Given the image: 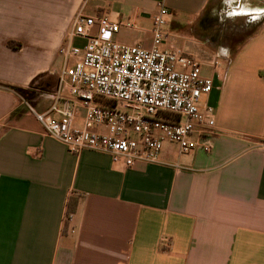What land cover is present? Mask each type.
I'll return each mask as SVG.
<instances>
[{"label": "crops", "instance_id": "0c3cea01", "mask_svg": "<svg viewBox=\"0 0 264 264\" xmlns=\"http://www.w3.org/2000/svg\"><path fill=\"white\" fill-rule=\"evenodd\" d=\"M159 2L163 47L213 79L201 99L214 109L210 152L166 142L131 167L72 153L6 87L43 74L49 89L30 105L45 111L78 12L120 21L116 41L149 48ZM0 264H264V0H0Z\"/></svg>", "mask_w": 264, "mask_h": 264}, {"label": "built area", "instance_id": "2783aa9c", "mask_svg": "<svg viewBox=\"0 0 264 264\" xmlns=\"http://www.w3.org/2000/svg\"><path fill=\"white\" fill-rule=\"evenodd\" d=\"M158 8L149 48L116 41L121 22L107 15L74 16L59 48L64 65L48 108L37 112L27 103L48 136L72 153L104 152L127 167L156 162L166 142L182 153L211 151L205 134L215 126L214 109L201 99L213 79L202 75L198 59L173 44L163 47L168 8L163 2ZM77 38L82 46L74 43ZM80 108L85 113L78 127Z\"/></svg>", "mask_w": 264, "mask_h": 264}, {"label": "trees", "instance_id": "16d2710c", "mask_svg": "<svg viewBox=\"0 0 264 264\" xmlns=\"http://www.w3.org/2000/svg\"><path fill=\"white\" fill-rule=\"evenodd\" d=\"M8 44L14 47L19 46V43H16L14 41H10L8 42ZM49 84H51V82H47L44 78V75L42 74L37 76L27 88L17 86L6 87L16 92L33 106L38 97H40L44 93H47L45 91L49 89Z\"/></svg>", "mask_w": 264, "mask_h": 264}, {"label": "rangeland", "instance_id": "374dc122", "mask_svg": "<svg viewBox=\"0 0 264 264\" xmlns=\"http://www.w3.org/2000/svg\"><path fill=\"white\" fill-rule=\"evenodd\" d=\"M230 2V1H229ZM227 3L228 5H231L232 3H233V6L234 5H236V3L235 2H230V3ZM230 30H233V28L231 27L230 28ZM242 30H245V31H248V30H251V28H249V27H247V28H245V27H243V26H241V25H237L235 28H234V32H236V31H242ZM237 34V33H236ZM231 35H233V33L231 34ZM237 46H238V44H235V46H234V48L232 49V51H231V53H233V51L237 48Z\"/></svg>", "mask_w": 264, "mask_h": 264}]
</instances>
